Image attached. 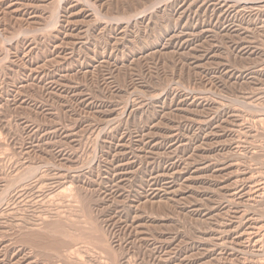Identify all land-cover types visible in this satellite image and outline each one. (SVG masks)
<instances>
[{
	"label": "rangeland",
	"instance_id": "obj_1",
	"mask_svg": "<svg viewBox=\"0 0 264 264\" xmlns=\"http://www.w3.org/2000/svg\"><path fill=\"white\" fill-rule=\"evenodd\" d=\"M0 199V264H264V0H0Z\"/></svg>",
	"mask_w": 264,
	"mask_h": 264
},
{
	"label": "bare ground",
	"instance_id": "obj_2",
	"mask_svg": "<svg viewBox=\"0 0 264 264\" xmlns=\"http://www.w3.org/2000/svg\"><path fill=\"white\" fill-rule=\"evenodd\" d=\"M155 143V142H154ZM127 165V164H126ZM32 167V166H31ZM182 170V169H181ZM196 170V169H195ZM27 171H29V170H27ZM30 172V171H29ZM23 173V172H22ZM181 173V172H180ZM32 174V173H31ZM30 174V175H31ZM165 175V174H164ZM171 175V174H170ZM174 176V175H173ZM20 177V176H19ZM27 177V176H26ZM193 177V176H192ZM14 179V178H13ZM21 179V178H20ZM24 179V178H23ZM201 179V178H200ZM163 180V179H162ZM14 181H16V180H14ZM18 182V181H17ZM13 186H15V185H13ZM155 187V186H154ZM153 187V188H154ZM157 188V187H156ZM169 190V189H168ZM171 190H172V188H171ZM3 191V190H2ZM174 191V190H173ZM157 193V192H156ZM7 194V193H6ZM173 194V193H172ZM1 196H2V194H1ZM158 196V195H157ZM172 196V195H171ZM170 196V197H171ZM169 197V196H168ZM171 199V198H170ZM1 200V199H0ZM152 202V201H151ZM57 224H58V222H56ZM54 225H55V223H54ZM61 225H62V223H61ZM53 227V226H52ZM55 227V226H54ZM56 228V227H55ZM54 229V228H53ZM58 230V229H57ZM61 230V229H60ZM53 231V230H52ZM49 232V231H48ZM57 232V231H56ZM52 234V233H51ZM53 235V234H52ZM63 235V234H62ZM46 237V236H45ZM52 237V236H51ZM65 237V236H64ZM68 237V236H67ZM47 238V237H46ZM66 238V237H65ZM80 240V239H79ZM73 250V249H72ZM76 250V249H75ZM78 251V250H77ZM76 252V251H75ZM77 253V252H76ZM80 254V253H79ZM63 255V254H62ZM61 255V256H62ZM60 256V255H59Z\"/></svg>",
	"mask_w": 264,
	"mask_h": 264
}]
</instances>
